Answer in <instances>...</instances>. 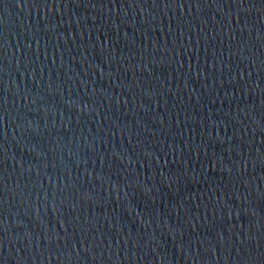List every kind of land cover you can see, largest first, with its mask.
Segmentation results:
<instances>
[{"label":"water","instance_id":"obj_1","mask_svg":"<svg viewBox=\"0 0 264 264\" xmlns=\"http://www.w3.org/2000/svg\"><path fill=\"white\" fill-rule=\"evenodd\" d=\"M0 264H264V0H0Z\"/></svg>","mask_w":264,"mask_h":264}]
</instances>
